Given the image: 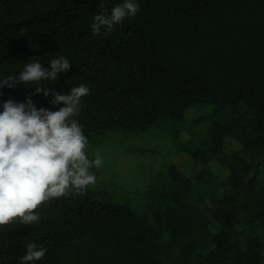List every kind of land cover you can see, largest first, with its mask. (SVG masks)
<instances>
[{
    "label": "trees",
    "instance_id": "obj_1",
    "mask_svg": "<svg viewBox=\"0 0 264 264\" xmlns=\"http://www.w3.org/2000/svg\"><path fill=\"white\" fill-rule=\"evenodd\" d=\"M124 0H0V78L61 56L72 64L43 86L86 84L75 117L87 139L182 120L209 105L208 126L179 143L146 205L86 192L53 199L26 226H0V264H264V0H136L104 35L93 18ZM35 84L0 88L52 111ZM192 165V167H190ZM217 166V168H214Z\"/></svg>",
    "mask_w": 264,
    "mask_h": 264
},
{
    "label": "clouds",
    "instance_id": "obj_2",
    "mask_svg": "<svg viewBox=\"0 0 264 264\" xmlns=\"http://www.w3.org/2000/svg\"><path fill=\"white\" fill-rule=\"evenodd\" d=\"M106 0H101V7ZM139 11L136 0H124L112 7L110 14L94 16L91 29L99 36H107L122 21ZM45 67L40 62L27 63L18 75L0 78V88L35 84L34 93L51 95L53 105L63 104L56 111L37 108L29 94L25 102L8 100L0 111V226L14 221L26 226L36 223L37 209L48 201L73 192H86L96 183L90 171L100 168L103 160L98 155L90 160L86 154L88 139L75 118L81 99L89 95L86 84L71 87L61 94L41 82H55L72 64L63 56L53 58ZM46 249L28 243L21 257L22 264L42 259Z\"/></svg>",
    "mask_w": 264,
    "mask_h": 264
},
{
    "label": "rangeland",
    "instance_id": "obj_3",
    "mask_svg": "<svg viewBox=\"0 0 264 264\" xmlns=\"http://www.w3.org/2000/svg\"><path fill=\"white\" fill-rule=\"evenodd\" d=\"M211 110L209 105L194 106L186 119H164L134 131L108 132L89 139L85 149L89 159L98 155L103 160L100 168L90 169L96 176L90 187L102 193L103 200H130L141 209L151 189L160 186L167 163L183 167L179 143L199 137L209 124L203 117Z\"/></svg>",
    "mask_w": 264,
    "mask_h": 264
}]
</instances>
